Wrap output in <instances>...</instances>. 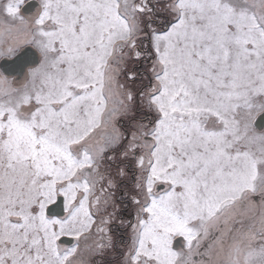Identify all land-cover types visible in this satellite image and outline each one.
Here are the masks:
<instances>
[{
	"label": "snow or ice",
	"instance_id": "snow-or-ice-1",
	"mask_svg": "<svg viewBox=\"0 0 264 264\" xmlns=\"http://www.w3.org/2000/svg\"><path fill=\"white\" fill-rule=\"evenodd\" d=\"M0 264H264V0H0Z\"/></svg>",
	"mask_w": 264,
	"mask_h": 264
}]
</instances>
